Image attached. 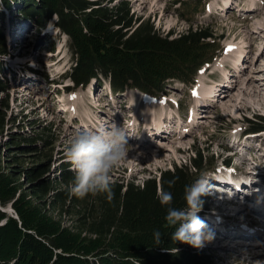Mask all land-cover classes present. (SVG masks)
<instances>
[{
	"label": "rangeland",
	"instance_id": "obj_1",
	"mask_svg": "<svg viewBox=\"0 0 264 264\" xmlns=\"http://www.w3.org/2000/svg\"><path fill=\"white\" fill-rule=\"evenodd\" d=\"M109 1L113 4L128 1L135 18L148 19L154 29L163 35L170 31L184 33L191 23L206 26L221 49L216 51L208 64H203L195 72L192 83L187 86L174 82L158 97L134 90L110 97L106 86L105 96H100L95 84L76 87L70 79L61 75L75 65V60L64 41L51 49L50 43L55 42L52 37L55 27L49 29L46 27L48 22L37 25L35 20H24L13 13L8 23L0 22L7 46V52L0 55V61L5 71L8 70L5 73L9 80V87L0 90V105L3 100L7 101V106L2 104L0 107V113H4L0 133V169L8 170L11 163L6 160L9 158L7 155L13 154L20 155L16 160L19 163L14 164L18 169L41 164V168L46 169L45 175L53 178L62 163H69V169L75 173L65 155V148L70 144L74 131L108 126L114 121L128 132L130 150L127 158L111 170V182L128 180L141 185L144 180L157 176L159 170L169 169L174 163L189 165V156L196 147L204 158L202 175L211 178L209 183L213 190L214 184L241 180L244 185L240 184L238 191L243 193L244 189L246 193L240 198L252 203L250 198L254 196L257 203L258 193L254 190L260 189V193L264 194V132L254 134L252 121L256 116H264V0H210L206 10V0H187L188 7L194 11L191 13L190 10L188 17L181 13L183 4L180 0ZM51 21L55 22L54 18ZM239 57V64L244 67L237 70L236 59ZM231 66H235L232 71L238 80L231 77L234 79L232 86L220 89L219 93L223 95L229 91L218 98L221 104L211 105L204 101L200 92L202 86L206 90L219 86L225 75L232 73ZM251 78L256 92L248 90L252 87L247 84ZM66 85L68 87L62 90ZM239 100L245 102V106ZM202 105L209 112L200 117L198 106ZM170 116L180 121V127L176 122L165 125L161 122L160 128L165 127L163 135L147 139L142 136L141 121L150 123ZM25 135L31 139L18 140ZM140 159L143 163L136 164ZM248 181L249 186H246ZM57 187L65 189L66 186L57 184ZM261 196V202L256 207L264 217ZM229 198L235 199L233 195ZM245 201H240L239 213L234 212L236 208L230 205H225L227 209L215 218L208 217L205 210L198 213L214 227L216 233H220L216 240L205 245L213 256L216 255V264H238L242 258L249 262H264V244L257 247L243 245L248 247L246 249L231 245L223 247L229 238L250 237L243 231H256L253 223L260 226L257 218L252 223L253 219L246 216L248 208ZM216 203L206 199L203 208ZM0 211L13 214L10 205L6 208L0 206ZM61 217L64 226H73V218L64 214ZM229 229L237 232L229 233ZM256 240L262 242L264 238Z\"/></svg>",
	"mask_w": 264,
	"mask_h": 264
},
{
	"label": "trees",
	"instance_id": "obj_2",
	"mask_svg": "<svg viewBox=\"0 0 264 264\" xmlns=\"http://www.w3.org/2000/svg\"><path fill=\"white\" fill-rule=\"evenodd\" d=\"M180 1L181 13L188 17V1ZM4 11L37 25L56 17L75 60L65 76L76 87L104 79L114 92L136 89L157 95L167 83H190L197 68L221 48L210 29L201 25H191L175 37L174 32L158 33L148 19L134 17L128 1L0 0V18ZM5 37L0 28V55L7 52ZM4 70L0 61V90L9 87ZM2 104L7 106V101ZM3 120L0 113V133ZM256 120L260 122L252 121L253 133L264 130V117ZM195 150L191 168L174 165L141 185L112 181L111 199L105 194L72 195L69 186L75 173L69 163H62L52 178L41 164L18 169L14 164L20 155H7L11 164L6 171L0 169V206L10 205L15 217L0 211V264H216L215 255L171 241L166 207L157 198L163 186L173 193L171 206L183 207L184 185L203 168V155ZM169 180H175L174 186L169 187ZM63 214L73 218V226L62 224ZM157 229L163 243L154 245Z\"/></svg>",
	"mask_w": 264,
	"mask_h": 264
},
{
	"label": "clouds",
	"instance_id": "obj_3",
	"mask_svg": "<svg viewBox=\"0 0 264 264\" xmlns=\"http://www.w3.org/2000/svg\"><path fill=\"white\" fill-rule=\"evenodd\" d=\"M47 28L53 27L49 21ZM129 134L114 121L108 125H99L95 128L77 129L72 135L70 144L65 148V155L73 165L75 175L70 183L69 191L78 198L86 195L105 194L111 199L114 191L111 185V170L127 158L130 148L127 143ZM211 178L201 175L183 188V207H172L174 196L161 186L157 194L159 203L166 207L165 221L173 231L170 233L172 242L187 244L195 249H202L212 242L216 232L206 219L198 213L203 210L202 197L212 194L213 186L209 183ZM169 187L174 186L175 180H169ZM251 183V181H250ZM257 203H260V189ZM232 195L231 192L228 193ZM163 233L153 231L154 245L163 243ZM178 251V249H177ZM238 264H264L261 261H247L241 259Z\"/></svg>",
	"mask_w": 264,
	"mask_h": 264
},
{
	"label": "bare ground",
	"instance_id": "obj_4",
	"mask_svg": "<svg viewBox=\"0 0 264 264\" xmlns=\"http://www.w3.org/2000/svg\"><path fill=\"white\" fill-rule=\"evenodd\" d=\"M144 4V3H143ZM253 16V15H252ZM250 18V17H249ZM237 60H240V57L239 58H237ZM242 75V74H241ZM232 81H233V79H232ZM247 84L249 85V87L250 86H252L250 89H248L249 91H252V90H254L253 88L255 87L254 86V81L252 80V78L251 79H249L248 81H247ZM255 92H256V89L254 90ZM254 91H253V93H254ZM258 91V90H257ZM260 92V91H259ZM251 93V92H250ZM234 94V93H233ZM234 96V95H233ZM232 96V97H233ZM253 96V95H252ZM221 100H223L222 98H221ZM96 103V102H95ZM239 103H241V104H245V102H243L242 100H239ZM221 104V103H220ZM240 104V105H241ZM226 105V104H225ZM245 106V105H244ZM151 109V108H150ZM77 115V114H76ZM169 116V115H168ZM209 117H210V114H209ZM153 120V119H152ZM158 120V119H157ZM89 121H90V119H89ZM160 121V120H159ZM93 122V121H92ZM94 124V123H93ZM152 125H159V123L158 122H154V123H151ZM82 128V127H81ZM167 135V134H166ZM143 136H144V138L145 139H147V138H150L149 137V135H147V129L146 130H144L143 131ZM135 137V136H134ZM131 139V138H130ZM139 141V140H138ZM155 161H157L156 159H155ZM140 163H143V161H142V159H140L139 160V162L137 161V163L136 164H140ZM234 179V178H233ZM229 179H227V181H228ZM231 181V180H230ZM247 181V180H246ZM224 182V181H223ZM251 184V183H250ZM244 185V184H243ZM246 186H249V181L246 183ZM246 188V187H245ZM229 188H227V190H228ZM233 191H232V193L233 194H236V195H239V196H241L242 195V193L240 192L239 193V191H238V188H233L232 189ZM260 197V196H259ZM262 197V196H261ZM234 198V197H233ZM241 198H239V199H237V200H235V199H228V204L230 205V206H236L237 205V203H241L240 201H242V200H240ZM240 206V205H239ZM237 208H238V206H237ZM259 208V207H258ZM239 209V211H237V213H239L240 212V209L241 208H238ZM242 213V212H241ZM220 218V217H219ZM217 221V220H216ZM225 221H227V220H225ZM224 221V222H225ZM222 224V223H221ZM221 224H219V225H221ZM230 224V223H229ZM226 226V225H225ZM228 226V225H227ZM219 227H221V226H219ZM226 229V228H225ZM235 229H236V227H235ZM230 230V229H229ZM228 230V231H229ZM239 230H241V228L239 229ZM217 231V230H216ZM223 232H225V231H223ZM242 233V232H241ZM241 235V234H240ZM244 235H247V233H245ZM217 239H218V237H217ZM228 239V238H227ZM236 240H238L239 239V237H236L235 238ZM243 245H245V244H243ZM241 246V248L243 249L245 246ZM247 247V246H246ZM246 247H245V249H246ZM248 248V247H247ZM244 249V250H245ZM227 258V257H226ZM230 258V257H229Z\"/></svg>",
	"mask_w": 264,
	"mask_h": 264
}]
</instances>
